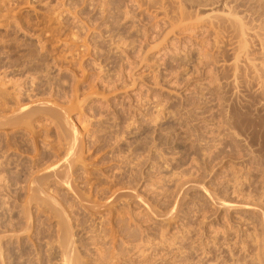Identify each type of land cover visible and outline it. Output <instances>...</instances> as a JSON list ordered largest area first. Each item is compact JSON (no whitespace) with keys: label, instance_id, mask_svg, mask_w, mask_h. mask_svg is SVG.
I'll use <instances>...</instances> for the list:
<instances>
[{"label":"rangeland","instance_id":"obj_1","mask_svg":"<svg viewBox=\"0 0 264 264\" xmlns=\"http://www.w3.org/2000/svg\"><path fill=\"white\" fill-rule=\"evenodd\" d=\"M16 83L0 264H264V0H0Z\"/></svg>","mask_w":264,"mask_h":264},{"label":"bare ground","instance_id":"obj_2","mask_svg":"<svg viewBox=\"0 0 264 264\" xmlns=\"http://www.w3.org/2000/svg\"><path fill=\"white\" fill-rule=\"evenodd\" d=\"M10 54H11V53H10ZM17 55H19V54H17ZM16 57H17V56H16ZM18 82H19V81H18ZM20 82H21V81H20ZM14 83H15V82H14ZM1 84H3V83H1ZM5 84H6V83H5ZM25 84H26V83H25ZM9 85H10V84H9ZM3 86H5V85H3ZM13 86H14V91H15V89H16V91L18 92V93H17L18 95H16L15 98H13V99H15L16 101L10 99V100H11V103H12V101H14V102H15L14 104H16V106H15V108H13V111H12V113H11V114H12L11 117L8 116L9 118L6 116V114H4V115H5V116H4L2 112L7 113V111H9V110H7L8 108H7L6 106H7V103H8L10 100L8 99L9 101H7V98H8V97H7V96H4V95H5L4 93H6V92L3 91V92H4V93H3V92L0 91V92H1V93H0V112H1V114L3 115V116H2V115L0 116V128L6 127V126H8V125H9V126H12V125H13V126H12L13 129H14V126H15V127H18V125H22V126L25 125V126H28V125H26V124H28V123H30V122H35V120L38 119V118H36V116L39 115V114H36L37 112L32 111V109L30 108L29 105H23L24 103H22V102H23L24 100H23V101L20 100V97H21V99H22V96H23V95H22V94H23L22 92H24V91H23V88H22V84L17 86V83H16V84H13ZM20 86H21V87H20ZM5 87H6V86H5ZM8 87H9V86H8ZM10 88H11V87H10ZM2 89H3V87H2ZM7 89H8V88H7ZM12 89H13V88H12ZM4 90H5V89H4ZM8 90H9V89H8ZM5 91H7V90H5ZM32 92H33V91H32ZM2 93H3L4 95H3ZM8 93H9V92H8ZM26 94H27V93H26ZM28 95H29V94H28ZM28 95H27V96H28ZM9 97H10V96H9ZM31 102H32V101H31ZM42 102H43V101H42ZM45 102H46V101H45ZM48 102H49V101H48ZM9 103H10V102H9ZM9 103H8V104H9ZM27 104H28V103H27ZM29 104H30V103H29ZM8 106H9V105H8ZM9 107H10V106H9ZM35 107H36V106H35ZM63 108H64V107H63ZM9 109H11V108H9ZM46 111H48V110H46ZM34 112H35V113H34ZM61 112H62V111H61ZM42 113H43V111H42ZM45 113H46V112H45ZM58 113H59V112H58ZM64 113H66L65 110H64ZM35 114H36V116H35ZM59 114H60V116H61L62 113H59ZM59 114H58V115H59ZM56 115H57V114H56ZM62 116H63V115H62ZM37 117H38V116H37ZM53 118H54V117H53ZM66 118H67V117H66ZM55 119H56V118H55ZM67 120H68V119H67ZM36 121H37V120H36ZM69 122H70V121H69ZM36 123H37V122H36ZM54 123H55V122H54ZM30 124H31V123H30ZM30 124H29V125H30ZM57 124H59V123L57 122ZM63 124H64V123H63ZM59 125H60V124H59ZM70 125H71V124H70ZM12 127H11V128H12ZM60 127H61V126H60ZM69 127H70V126H69ZM6 128H7V127H6ZM32 128H33V127H32ZM75 128H76V127H75ZM22 129H23V128H22ZM62 129H63V128H62ZM69 129H70V128H69ZM6 130H7V129H6ZM63 130H64V129H63ZM67 130H68V129H67ZM8 131H9V130H8ZM71 131H74V130L72 129V126H71ZM32 132H34L33 129H32ZM35 132H36V131H35ZM75 133H76V132H75ZM75 133H74V134H75ZM68 134H69V133H68ZM34 135H35V134H34ZM5 136H6V135H5ZM25 136H26V135H25ZM17 137H18V136H17ZM70 137H71V136H70ZM70 137L67 138V141H68V139H70ZM76 137H77V134L75 135V137H71V138H72L71 141L69 140L70 143H69L68 145H71V143H72V141H73V144H72V145H73V148L71 147V149H69V151H71L72 149H74V146H76V145H75V144H77V139H76ZM9 138H10V137H9ZM27 138H28V137H27ZM60 138H61V137H60ZM63 138H64V137H63ZM20 140H21V139H20ZM28 140H29V139H28ZM65 140H66V139H65ZM69 141H68V142H69ZM7 142H8V140H7ZM15 142H16V144H17V143H18V144L20 143L21 145L25 143L24 140H22V141L12 140V143H15ZM27 142H28V141H27ZM33 142H34V141H33ZM36 142H37V141H36ZM34 143H35V142H34ZM6 144H9V143H6ZM25 144H26V146L23 145V148L27 147L26 149H28L30 146L27 145V143H25ZM37 144H38V143H37ZM2 145H5V143H3ZM11 145H12V144H11ZM72 145H71V146H72ZM6 146H7V145H6ZM6 146H5V147H6ZM12 146H14V145H12ZM19 146H20V145H19ZM28 146H29V147H28ZM0 147H1V146H0ZM2 147H3V146H2ZM9 147H10V146H9ZM21 147H22V146H21ZM32 147H33V146H32ZM7 148H8V147H7ZM35 148H36V147H35ZM37 148H38V147H37ZM44 148H45V147H44ZM1 149H2V148H1ZM29 149H30V148H29ZM29 149H28V150H29ZM31 149H32V148H31ZM2 150H3V149H2ZM2 150H1V151H2ZM36 150H37V149H36ZM18 151H19V150H18ZM27 152H28V151H27ZM54 152H55V151H54ZM71 152H72V151H71ZM8 153H9V152H8ZM40 153H41V152H40ZM69 153H70V152H69ZM74 153H75V152H74ZM6 154H7V153H6ZM70 154H71V155H65V156H68L67 159H66L67 161H68V159H70L69 162H70L71 160H73V159H71V158H72L71 156H72V155H74V156L76 155V154H73V152L70 153ZM0 155H1V154H0ZM2 155H4V154H2ZM74 156H73V157H74ZM70 157H71V158H70ZM66 160H65V161H66ZM8 161H9V160H8ZM14 161H15V160H14ZM4 162H6V161H4ZM4 162H3V163H4ZM9 162H10V161H9ZM3 163H2V164H3ZM10 164H11V162H10ZM3 165H4V164H3ZM0 166H1V165H0ZM2 167H5V166H2ZM2 167H1V168H2ZM54 168H55V167H54ZM70 168H71V167H70ZM4 169H5V168H4ZM52 169H53V168H52ZM68 169H69V168H68ZM72 169H73V168H72ZM72 169H70V170L72 171ZM71 171H70V172H71ZM43 172H44V171H43ZM70 172H69V170H68V172H66V173H69V175H71ZM38 173H39V172H38ZM54 174L56 175V173H54ZM55 175H54V176H55ZM57 175H58V174H57ZM57 175H56V176H57ZM30 176H31V175H30ZM32 176H33V175H32ZM34 176H35V175H34ZM43 176H44V175H43ZM47 176H48V175H47ZM63 176H65V175H64V174L62 175V179H61V180H63V178H64ZM57 177H58V176H57ZM60 177H61V176H60ZM65 177H66V176H65ZM67 177H68V179H69V177L71 178V176H68V174H67ZM67 177H66V178H67ZM36 178H37V177H36ZM39 179H40V178H39ZM39 179L37 178L36 180L39 181ZM47 179H48V178H47ZM57 179H59V178H57ZM64 179H65V178H64ZM68 179H66V181H64V182H67ZM27 180H28V179H27ZM33 180H34V182H33ZM33 180L31 181V182H33V184H34V183H37V184H38V181L36 182L35 179H33ZM51 181H52V180H51ZM68 181H70V180H68ZM49 182H50V181H49ZM58 182H59V181H58ZM64 182H63V183H64ZM41 183L43 184V182H41ZM41 183H39V184H41ZM61 183H62V182H61ZM31 184H32V183H31ZM37 184H36V185H37ZM39 184H38V186H39ZM44 184H45V183H44ZM46 184H47V183H46ZM64 184H65V183H64ZM66 184H68V183H66ZM40 186H41V185H40ZM4 188H5V187H4ZM34 188H35V186H34ZM36 188H37V187H36ZM37 189H38V188H37ZM44 189H46V188H44ZM28 190H30V189H28ZM33 190H34V189H33ZM31 191H32V190H31ZM35 191H36V190H35ZM37 191H38V190H37ZM39 191H40V188H39ZM39 191H38V192H39ZM33 193H34V192H33ZM35 193H36V192H35ZM44 193H46V190H45ZM37 194H39V193H37ZM42 194H43V193H42ZM33 195H34V194H33ZM33 195H31V198H32ZM35 195H36V194H35ZM40 196H41V195H40ZM50 196H51V195H50ZM48 197H49V196H48ZM33 198H34V197H33ZM52 198H53V197H52ZM38 199L40 200V198H38ZM39 200H38V201H39ZM55 200H56V199H55ZM33 201H34V200H33ZM52 201H53V200H52ZM6 202H7V201H6ZM30 202H31V201H30ZM57 202H58V201L56 200V203H57ZM31 203H32V202H31ZM39 203H41V202H39ZM54 203H55V201H54ZM25 204H26V203H25ZM27 204H28V203H27ZM34 204H35V202H34ZM36 204H37V203H36ZM41 204H42V203H41ZM26 206H27V205H26ZM40 206H41V205H40ZM60 206H61V205H60ZM27 207H28V206H27ZM57 212H58V211H57ZM10 214H11V213H10ZM56 215H57V214H56ZM65 215H66V214H65ZM68 231H69V230H68ZM65 235H66V234H65ZM66 238H67V237H66ZM62 239H63V238H62ZM1 240H2V239H1ZM67 240H68V239H67ZM67 240H66V241H67ZM68 241H70V240H68ZM62 242H63V241H62ZM64 244H65V243H64ZM66 244H67V242H66ZM64 252H65V250H64ZM3 253H4V252H3ZM66 253H67V251H66ZM64 254H65V253H64ZM66 255H67V254H66ZM74 256H75V255H74ZM64 257H65V256H64ZM66 258H67V257H66ZM70 258H71V257H70ZM70 258H69V259H70ZM1 259H2V258H1ZM73 259H74V258H73ZM75 261H76V260H75ZM66 262H69V261H66ZM70 262H71V261H70ZM72 262H73V261H72ZM2 263H3V262H2ZM5 264H6V263H5ZM68 264H71V263H68Z\"/></svg>","mask_w":264,"mask_h":264}]
</instances>
